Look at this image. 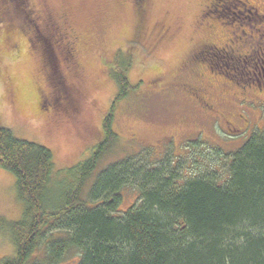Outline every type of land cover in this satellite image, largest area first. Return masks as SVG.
<instances>
[{
	"label": "rangeland",
	"instance_id": "374dc122",
	"mask_svg": "<svg viewBox=\"0 0 264 264\" xmlns=\"http://www.w3.org/2000/svg\"><path fill=\"white\" fill-rule=\"evenodd\" d=\"M138 1L19 0L13 12L0 13V127L46 147L53 156L56 177L85 163L104 144L86 192L109 165L144 155L150 164L171 155L183 162L185 170L192 164L191 169H203V174L214 169L217 181H224L231 154L264 130V102L243 101L241 91L250 90L246 88L249 82L240 80L241 73L212 77L200 71L192 59L212 38L217 43L224 40V36H210L208 28L222 29L228 38L233 29L227 24L237 10L224 11L214 0L210 3L213 8L210 0H144L139 13ZM258 12L264 15V11ZM36 17L43 27L59 25L70 36L66 41L76 38L74 76L62 67L57 69L49 40L36 30ZM256 27L264 50V21H258ZM244 29L249 37L256 33ZM245 42L248 48L256 38L247 37ZM238 46L242 52L246 50L240 43ZM119 52L123 60H131L127 76L134 89L115 105V137L106 142L102 125L118 91L111 67ZM222 79L233 80L238 88L226 89ZM202 85L220 115L207 114L189 95L190 87ZM60 87L65 91L58 93ZM46 97L56 101L57 112L40 109L44 106L41 99ZM62 102L66 105L61 107ZM223 115H231L230 125L236 132L223 126ZM61 177L65 179V175ZM15 183L11 173L0 169V262L14 258L15 253L3 225L19 221L23 215L24 204L18 200ZM122 196L121 207L129 208L136 190L125 188ZM79 256L71 252L63 264H76Z\"/></svg>",
	"mask_w": 264,
	"mask_h": 264
},
{
	"label": "trees",
	"instance_id": "16d2710c",
	"mask_svg": "<svg viewBox=\"0 0 264 264\" xmlns=\"http://www.w3.org/2000/svg\"><path fill=\"white\" fill-rule=\"evenodd\" d=\"M18 1L0 0V13ZM143 3H136L139 13ZM131 66L116 54L106 142L115 137V105L134 89ZM103 145L56 177L46 147L0 127V169L12 174L24 204L22 218L3 225L15 253L0 264H63L71 252L80 254L76 264H264V130L231 154L222 183L214 169L203 174L192 164L186 168L197 171H188L171 155L150 164L144 155L109 165L86 192ZM131 187L137 197L123 209L122 191Z\"/></svg>",
	"mask_w": 264,
	"mask_h": 264
},
{
	"label": "flooded vegetation",
	"instance_id": "af4514ba",
	"mask_svg": "<svg viewBox=\"0 0 264 264\" xmlns=\"http://www.w3.org/2000/svg\"><path fill=\"white\" fill-rule=\"evenodd\" d=\"M214 2L218 5V7L223 8L224 11L230 12V9L237 10L233 12V19L227 24L228 28L233 31H229L230 33L227 35L228 38L224 35L222 29H217L211 27L208 28L210 31V36L213 33L214 35H219L220 37L224 36L222 42L217 43L216 41L211 39L210 43H205L201 45L200 48L197 49V52L194 54L192 61L196 62L197 67L200 71H206L212 74V77L216 75L217 77L224 72H239L241 73L239 76L240 80L247 83L246 88L250 90V93L247 91L244 93L242 97H244L245 102L247 101H255V102H264V50L261 49V44L263 43V39L259 35V28L256 27L258 21H264V15L260 14L258 10L264 11V0H214ZM211 0L209 1V5ZM213 4L210 5L212 7ZM213 8V7H212ZM35 26H37L36 30L40 35H43L49 40L48 46L51 48L53 61L56 63L57 69L62 67L65 72L70 73L72 76L75 75V68L73 67L75 64L76 57L74 56L77 52L76 46V38L66 41L68 34L61 30L59 25L55 23H50L47 27H43L40 25L37 17L35 21ZM244 28L250 29V33L256 32L254 36L249 37ZM214 31V32H213ZM260 36V37H259ZM254 39L256 38L255 44H250L247 48V43L245 42L246 38ZM46 40V39H45ZM46 40V42L48 41ZM245 46V51L242 52L239 43ZM45 43L42 42V45ZM42 53V51H40ZM40 54V53H39ZM207 66H209L215 73L211 72ZM54 71V67L52 68ZM227 74V73H226ZM251 77V81L246 80L247 76ZM225 74L223 75V77ZM60 79H64V76L60 73ZM219 79V78H218ZM233 80L226 81L222 79L220 83L226 89H231L232 85L238 88L237 83L231 82ZM229 84H228V83ZM245 83H242L241 87H243ZM57 88V84H55ZM246 88H241L242 90H246ZM64 92L61 87L58 88V93ZM67 95V92L65 93ZM189 95L194 99L195 103L201 107L207 114L211 115L212 113L215 115H220L218 111L214 109V105L212 104L211 96L206 93L203 85L201 87H190ZM62 96V95H61ZM64 97V96H62ZM44 103V106L40 107V109L50 110L52 112H57V106L54 105L51 99L46 97L41 99ZM56 103V101H54ZM66 102L60 103V106H65ZM51 116V115H49ZM231 115H223L224 119V127L227 128L229 132H236L230 125L231 120L229 119ZM242 120V118H241Z\"/></svg>",
	"mask_w": 264,
	"mask_h": 264
}]
</instances>
